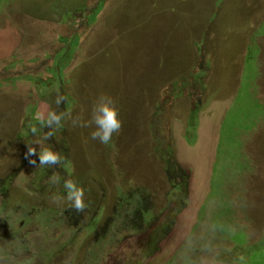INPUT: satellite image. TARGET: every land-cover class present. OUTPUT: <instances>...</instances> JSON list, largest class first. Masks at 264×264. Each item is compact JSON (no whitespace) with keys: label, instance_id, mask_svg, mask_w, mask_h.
<instances>
[{"label":"rangeland","instance_id":"374dc122","mask_svg":"<svg viewBox=\"0 0 264 264\" xmlns=\"http://www.w3.org/2000/svg\"><path fill=\"white\" fill-rule=\"evenodd\" d=\"M101 94L122 119L109 145L33 119L89 121ZM37 140L61 162L38 166ZM159 145L189 171L185 201ZM0 264H264V0H0Z\"/></svg>","mask_w":264,"mask_h":264},{"label":"clouds","instance_id":"9594fccd","mask_svg":"<svg viewBox=\"0 0 264 264\" xmlns=\"http://www.w3.org/2000/svg\"><path fill=\"white\" fill-rule=\"evenodd\" d=\"M64 98L57 95L55 103L57 109L63 103ZM33 119L39 122L40 128L55 129L61 126L62 121L71 119L74 127H90L93 130L90 136L93 140L99 141L101 144H108L113 134H119L122 129V119L120 116V107L118 101L111 95L101 94L95 101L91 119L82 122L79 117H73L70 112L58 111L56 109L38 110ZM94 126V127H93ZM33 134H37L39 129L35 126L31 129ZM53 132H46L43 139L49 140ZM39 145V164L38 166L54 167L61 162V155L53 146L40 147L41 141L37 140L36 145ZM37 149L34 146L28 145L26 155H35ZM30 163L36 164V161L30 160ZM52 184H60L61 177L58 173H53L50 177ZM63 188L66 193V199L70 207L77 213H83L87 207L84 199V188L73 179L63 181ZM53 199H57L53 197Z\"/></svg>","mask_w":264,"mask_h":264},{"label":"trees","instance_id":"16d2710c","mask_svg":"<svg viewBox=\"0 0 264 264\" xmlns=\"http://www.w3.org/2000/svg\"><path fill=\"white\" fill-rule=\"evenodd\" d=\"M109 144H111V142H109L108 145ZM159 147L161 150V156L164 162L165 170L167 171L170 179L174 182L173 188L178 190L177 198L178 200L182 199L185 201L189 185V171L177 161L172 145L171 147H163L162 145H159ZM62 169L64 171H68L67 167L65 166H63ZM130 197H132V205L135 206L133 211L135 216V226L141 228L149 220V215L147 214L149 212V201L147 200L145 191L141 186H132V190L122 196L120 200H126V203L128 204V198ZM119 204L121 205V202H119Z\"/></svg>","mask_w":264,"mask_h":264}]
</instances>
